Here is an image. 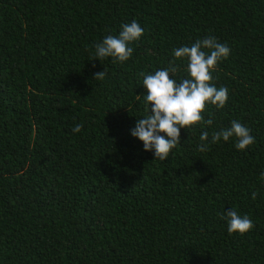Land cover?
<instances>
[{
    "label": "trees",
    "instance_id": "16d2710c",
    "mask_svg": "<svg viewBox=\"0 0 264 264\" xmlns=\"http://www.w3.org/2000/svg\"><path fill=\"white\" fill-rule=\"evenodd\" d=\"M133 20L129 61H91ZM206 36L231 50L227 105L155 161L131 135L143 77L184 78L173 49ZM234 120L253 145L198 150ZM231 210L253 229L230 234ZM0 264H264V0H0Z\"/></svg>",
    "mask_w": 264,
    "mask_h": 264
},
{
    "label": "clouds",
    "instance_id": "9594fccd",
    "mask_svg": "<svg viewBox=\"0 0 264 264\" xmlns=\"http://www.w3.org/2000/svg\"><path fill=\"white\" fill-rule=\"evenodd\" d=\"M144 35V28L135 20L123 24L118 35H107L95 45L91 53L92 60L111 58L116 62L129 61L134 53L132 44ZM230 48L214 36L197 39L191 46L173 49L176 60H186L187 75L177 80L175 61L168 68L158 69L143 77V95L145 117H139L131 135L143 143L144 150L154 155L155 161H164L181 143V130H189L194 125L211 126V119L205 120L203 113L206 105L223 109L229 100V90L217 87L212 73L217 65L230 55ZM105 71L96 74L95 79H103ZM139 97V95H138ZM73 131L79 133L81 126L74 125ZM235 138L234 147L244 151L255 143L251 130L239 121H232L229 127L201 132L200 152L208 150L210 145L229 142ZM255 198V194H253ZM230 234L244 235L250 232L254 224L247 216H241L235 210L228 211L224 217Z\"/></svg>",
    "mask_w": 264,
    "mask_h": 264
}]
</instances>
